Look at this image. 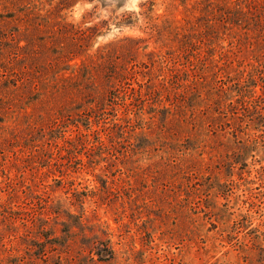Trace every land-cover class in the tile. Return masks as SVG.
I'll return each mask as SVG.
<instances>
[{
	"label": "rangeland",
	"instance_id": "obj_1",
	"mask_svg": "<svg viewBox=\"0 0 264 264\" xmlns=\"http://www.w3.org/2000/svg\"><path fill=\"white\" fill-rule=\"evenodd\" d=\"M7 1L0 264H264V99L201 73L264 51V0Z\"/></svg>",
	"mask_w": 264,
	"mask_h": 264
},
{
	"label": "trees",
	"instance_id": "obj_2",
	"mask_svg": "<svg viewBox=\"0 0 264 264\" xmlns=\"http://www.w3.org/2000/svg\"><path fill=\"white\" fill-rule=\"evenodd\" d=\"M7 2V0H0V22L7 16L5 13V11L8 9ZM251 44V46L248 45V48H253L256 46V42H253ZM259 45H264V38ZM257 52H261V54L258 55L256 52H254V50L249 51L248 54L250 55V57L248 56V59L250 60V62L245 63L244 65H242V67L239 65L237 67L234 66L232 61V59H234L233 57H231V61L226 63V61L221 58V51H217L216 55H211L209 61L206 62L205 60L204 64H202L201 69L203 77L217 76L218 74H221L222 76H226L228 74L240 76L235 79V81L237 82V87L235 86L233 88L230 87V85L226 87H220L222 92H224V96L219 95L218 93H212V96H216L217 100L219 101L228 100L229 103L233 104V109L236 108L238 102H240L241 105L243 104L244 106L247 105L250 107L251 103L256 99H264V51H262L261 48L257 47ZM191 94V92L187 93V97H189ZM198 98L202 100L205 97H200V95H198ZM170 104L171 103H169L168 108H172ZM182 107H184V104L182 105ZM85 110L86 109L84 107H81L77 112H80L81 114L85 112ZM260 117V119L254 120L247 124H249V127H251L252 129L257 128L256 124L259 125V128H257V130H260L262 133H264V113H262ZM88 118L90 117L88 116ZM216 119L224 121V118L221 114H218V118ZM243 121L245 122V116L239 114L237 111H233L230 122H232L231 124L234 131L239 130V123ZM78 124H81L85 131H89L90 128L84 125L81 121ZM78 124H75V126H78ZM249 127L247 128V130H249ZM247 134L251 136L250 132L248 131ZM247 141H249V139H244L241 141V144L239 143V146H233V154L244 155L252 151L251 145ZM67 216L73 217L74 215L72 213H67ZM62 225H64L63 227H65L67 224L63 222ZM62 230L63 229H61V231ZM63 231H65V229ZM93 252L98 257V259L102 261L109 260L114 256L113 249L104 241L96 242L93 246Z\"/></svg>",
	"mask_w": 264,
	"mask_h": 264
}]
</instances>
